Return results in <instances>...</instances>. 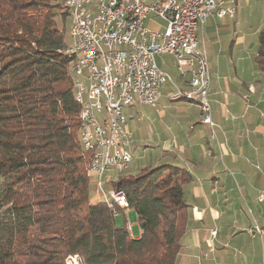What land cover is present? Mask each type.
Here are the masks:
<instances>
[{
  "label": "trees",
  "instance_id": "16d2710c",
  "mask_svg": "<svg viewBox=\"0 0 264 264\" xmlns=\"http://www.w3.org/2000/svg\"><path fill=\"white\" fill-rule=\"evenodd\" d=\"M67 9L64 0H0V264H175L190 217L185 168L162 163L112 182L139 236L91 200L74 56L60 27ZM255 59L264 69V27Z\"/></svg>",
  "mask_w": 264,
  "mask_h": 264
},
{
  "label": "crops",
  "instance_id": "0c3cea01",
  "mask_svg": "<svg viewBox=\"0 0 264 264\" xmlns=\"http://www.w3.org/2000/svg\"><path fill=\"white\" fill-rule=\"evenodd\" d=\"M238 1L233 17L207 18L195 44L208 60L215 127L201 122L196 103L167 97L175 86L184 87L186 79L175 69L174 80L160 56L157 63L173 83L161 86L152 112L153 122L165 133L149 145L131 132L132 160L125 173L171 163L192 175L183 187L184 196L185 190L191 196L186 201L190 217L175 264H264V69L255 59L258 29L239 22ZM138 105L143 104L124 109L128 121L143 116ZM146 147L152 151L148 160L133 165L135 152Z\"/></svg>",
  "mask_w": 264,
  "mask_h": 264
},
{
  "label": "built area",
  "instance_id": "2783aa9c",
  "mask_svg": "<svg viewBox=\"0 0 264 264\" xmlns=\"http://www.w3.org/2000/svg\"><path fill=\"white\" fill-rule=\"evenodd\" d=\"M73 1L77 21L66 51L81 52V65L72 68L78 74L79 69L90 73V83L83 84L82 93L94 98V111H88L84 131L90 136L89 144L96 148L95 169H102V176H95L94 171L91 177L94 196L106 198L117 215L114 203H123L124 210L128 203L123 190L110 187V180L127 171L133 141L129 122L121 121L122 105L142 104V98H149V106L156 105L161 88L158 77L169 75L159 67L157 58L167 55L179 76L194 70V78L186 80L184 87L175 86L167 97H173L175 92L202 95L207 109H211L208 84L201 83V68L194 61L196 47H189L193 10H203L205 21L210 16L230 18L233 12L225 13L224 0ZM158 19L164 22L162 26L157 25ZM146 21L156 26H146ZM97 39H104V46H97ZM85 42H92V50H85ZM180 42H187V50H180ZM100 48H107L106 62L101 64H109V74H101V68L93 70L94 55ZM94 117L102 118V126L94 125ZM208 122L215 127L213 120Z\"/></svg>",
  "mask_w": 264,
  "mask_h": 264
},
{
  "label": "bare ground",
  "instance_id": "6f19581e",
  "mask_svg": "<svg viewBox=\"0 0 264 264\" xmlns=\"http://www.w3.org/2000/svg\"><path fill=\"white\" fill-rule=\"evenodd\" d=\"M64 2L68 8L69 17H70V27L68 30L69 41L65 45V51H66V48L69 47V45H71L72 30L77 21V8H74L73 0H64ZM235 2L236 0H224L225 13L233 12L232 16L233 14H235L234 13L235 11L234 3ZM204 21H205V15H204L203 10L194 9L193 10V22L191 25V36L189 40V47H196L195 44L198 39V31L200 28H202ZM97 46H104V39H97ZM85 50H92V42H85ZM180 50H187V42H180ZM66 53L74 56V59L70 65V72L73 77V84L75 88L76 100L78 103L81 104L79 140H80L83 151L89 155L88 171L90 172L92 177H93L94 171H95V176H102V169H95L96 148H92V144H89L90 136L88 133H85L84 131V124H88V111H94V98L85 97L84 94L82 93L83 84L90 83V73L86 71V69H79V74H78L76 69L72 68L73 65H81V52H79L78 50H71V51H66ZM106 57H107V48L98 49L93 59V70H100L101 68V74H109V64H101V62H106ZM194 61H195L197 68H201V71H200L201 83H205L209 85V71H208L209 69H208V63H207V58H206V52L203 48L199 50H195ZM180 77L186 78L187 80H192L194 78V70H186L185 72H182V76ZM168 78H169L168 75H163V77H158V86H162L164 83H166ZM179 95H183L185 98L196 101L198 105L200 106L201 112L203 114V119L201 122L210 124V122H208V120H211L210 109H207L206 99L202 95H194L193 93H190V92H175L173 94V97H170V98L171 99L175 97L177 98V96ZM142 104L149 105V98H142ZM127 107H129V105H122V112H121L122 122H128V116L124 112V109ZM94 125L102 126V118L94 117ZM114 179L116 178L113 177V181ZM104 199L110 206V202L106 198ZM114 207L124 208V204L114 203Z\"/></svg>",
  "mask_w": 264,
  "mask_h": 264
},
{
  "label": "rangeland",
  "instance_id": "374dc122",
  "mask_svg": "<svg viewBox=\"0 0 264 264\" xmlns=\"http://www.w3.org/2000/svg\"><path fill=\"white\" fill-rule=\"evenodd\" d=\"M235 3H234V9L236 6ZM234 13H235V11H234ZM237 15H238V19H239L240 23H242L243 25H246V27L257 28L258 32H259L264 27L263 26V24H264V0H239L238 5H237ZM68 16H69V14H68ZM233 16H234V14H233ZM157 22H158L157 25L160 24V26H162L164 24V22L161 19H158ZM204 23H205V21H204ZM145 25L149 26V27H155L156 26L153 23L148 22V21L145 22ZM60 27L61 28L64 27L65 31H67L66 32L67 33L66 34V43H67L69 41L68 30L70 27V17L66 18L64 23L60 22ZM196 50H199L198 46H196ZM161 58L164 60H167V65H168L167 68H168L169 72L171 73L172 78L175 80L177 73H176L175 68L173 66V64H174L173 61L167 55H162ZM206 58H207V56H206ZM207 63H208V60H207ZM168 76H169V78L167 79L166 83L163 84L165 88H169L172 86L170 84V75H168ZM208 87H209V85H208ZM174 90H175V88L172 91H174ZM168 98L171 99L170 97H168ZM176 99L177 100H179V99H184V100L186 99L187 100L188 98H185L183 95H179V96H177V98L175 97L171 100L175 101ZM187 101L194 102V103L196 102V101H193L190 99H188ZM196 104L198 105L197 102H196ZM198 107L200 109L199 105H198ZM152 109H153V106L138 105L136 107V110L139 112L140 115H143V116L140 118V120L137 119L138 117H134L132 120L129 119V121L131 120L130 121V123H131L130 124V126H131L130 131L131 132L135 131V133L137 131L140 139L144 138L143 143L144 144L148 143L149 145H155V143L157 141L156 140L157 136H163L165 133L161 128L158 127L157 122L156 123L153 122L154 114L152 112ZM200 114H201V121H202L203 114L201 112V109H200ZM210 115H211V109H210ZM211 120H212V118H211ZM205 124H208V123H205ZM208 125L211 126V128H212V125H210V124H208ZM211 136L214 137L213 131L211 133ZM140 142L142 144V141H140ZM151 152H152L151 149L148 147L145 148V151H142L141 148L138 149L135 152V159L133 161V165L139 166V165H141L142 162H146L148 160L149 156L151 155ZM87 171H88V165H87ZM132 171L133 170H131V171L129 170V173H132ZM115 178H117V177H115ZM114 180H116V179H114ZM112 182H114V181L112 180L110 182V187L112 186ZM112 187H114V186H112ZM184 199H185V201L191 200V196L189 195L188 191H186V190H185ZM91 200L94 202L102 201L106 205H108V203L106 202V200L104 198H98V197L94 196V190H93L92 195H91ZM107 207L110 208L109 205ZM114 209H115L114 211H117L116 209H118V208L114 207ZM121 209L124 210V208H121ZM115 221L118 225L127 224V222H130L131 223V229L129 230V233L134 237L140 235L141 230H140L139 223L136 221V217L131 211L125 212V215L117 214L115 216ZM66 264H78V262H77L75 257H71V258H68L66 260Z\"/></svg>",
  "mask_w": 264,
  "mask_h": 264
}]
</instances>
